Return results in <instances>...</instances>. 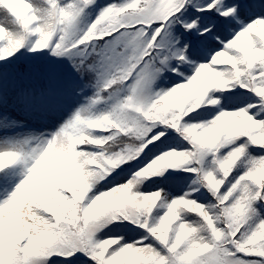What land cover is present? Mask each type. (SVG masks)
I'll use <instances>...</instances> for the list:
<instances>
[{"label":"snow or ice","instance_id":"6c2138e0","mask_svg":"<svg viewBox=\"0 0 264 264\" xmlns=\"http://www.w3.org/2000/svg\"><path fill=\"white\" fill-rule=\"evenodd\" d=\"M0 264H264V0H0Z\"/></svg>","mask_w":264,"mask_h":264}]
</instances>
